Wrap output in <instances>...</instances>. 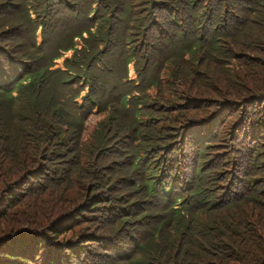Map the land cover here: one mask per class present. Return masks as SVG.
<instances>
[{"label":"trees","instance_id":"16d2710c","mask_svg":"<svg viewBox=\"0 0 264 264\" xmlns=\"http://www.w3.org/2000/svg\"><path fill=\"white\" fill-rule=\"evenodd\" d=\"M239 128L264 0H0V264H264Z\"/></svg>","mask_w":264,"mask_h":264},{"label":"rangeland","instance_id":"374dc122","mask_svg":"<svg viewBox=\"0 0 264 264\" xmlns=\"http://www.w3.org/2000/svg\"><path fill=\"white\" fill-rule=\"evenodd\" d=\"M209 2H210V0H209ZM158 11V13H160L161 14V18L160 19H162L163 18V12L159 9V10H157ZM224 41H226V40H224ZM226 43V42H225ZM233 54H231V55H228V56H224L225 58H226V60H225V62H224V65H225V63H226V61H227V59L228 58H230L231 56H232ZM224 65H222V66H220V67H218V64L216 63V64H212V63H207V67H208V69H209V74L211 73V72H213V71H215V76H214V79H215V83L219 86V89H220V91H223L224 90V88H222V85L223 84H221V82H220V74H219V69H221ZM208 74V75H209ZM207 76H204L203 77V80L206 78ZM202 80V81H203ZM179 88H177V90H178ZM164 96V95H163ZM175 96V95H174ZM183 97V96H182ZM165 98H167V97H165ZM231 98H233V99H235L234 97H231ZM235 100H237L238 101V103H234V104H232V107H240V104L242 105L243 104V102H244V100H243V98H239V99H235ZM239 116H240V113H236V114H234V115H232L230 118H229V124H232L233 123V121L234 120H237L238 118H239ZM177 118H184V117H177ZM245 127V129H246V126H244ZM242 128H239L238 130H237V132L238 133H240L241 134V137H239V138H237L236 140H235V143H236V146H238L240 149H242V150H238L239 151V153L241 154V155H243V159H245V161H248V162H251L252 160H250V158H249V156H248V153L250 152L249 150V148H248V145H251V146H254L255 144H257V146H259V147H261L263 150H264V144H259L258 142H256L255 141V138H251L250 139V136L248 137V139H245V138H243V136H244V130L245 129H242ZM241 130V131H240ZM250 130H251V127H250ZM252 130H254V129H252ZM255 132L258 134V132H257V130H255ZM187 135H190V134H187ZM250 135V134H249ZM245 137V136H244ZM257 137H259L260 139H261V141H263V143H264V136H257ZM244 139V140H243ZM251 150H253V149H251ZM241 151V152H240ZM242 151H244V154H243V152ZM263 158H264V152H261L260 154H259V156H258V159L256 160L257 161V163L260 165V169L259 170H257L256 172H255V175H257V176H259V177H261L262 179H263V181H264V160H263ZM263 160V162H261Z\"/></svg>","mask_w":264,"mask_h":264}]
</instances>
